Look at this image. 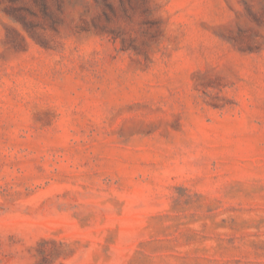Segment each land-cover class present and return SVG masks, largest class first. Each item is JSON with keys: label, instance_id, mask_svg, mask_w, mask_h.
Wrapping results in <instances>:
<instances>
[{"label": "rangeland", "instance_id": "obj_1", "mask_svg": "<svg viewBox=\"0 0 264 264\" xmlns=\"http://www.w3.org/2000/svg\"><path fill=\"white\" fill-rule=\"evenodd\" d=\"M0 264H264V0H0Z\"/></svg>", "mask_w": 264, "mask_h": 264}]
</instances>
